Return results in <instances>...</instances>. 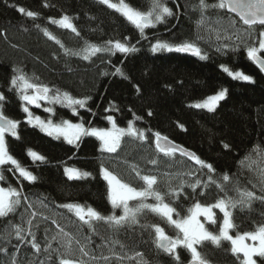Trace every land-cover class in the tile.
I'll return each mask as SVG.
<instances>
[{
	"label": "trees",
	"instance_id": "1",
	"mask_svg": "<svg viewBox=\"0 0 264 264\" xmlns=\"http://www.w3.org/2000/svg\"><path fill=\"white\" fill-rule=\"evenodd\" d=\"M128 2L143 9L148 0ZM166 2L176 15L156 24L154 28L145 29L147 39H142L134 25L115 10L100 3V0H0V92L5 96L3 110L5 115L21 121L18 129L20 138L8 137V147L11 154L38 178L35 182H28L18 173L8 171L11 166H4L5 179L0 184L5 187L9 184L14 187L23 185L28 202L34 205L31 211L40 213L33 218L32 231L36 242L41 245V251L36 253L30 244L20 243L15 237L12 225L21 224L25 229L28 227L26 202L22 203L15 214L0 218V248H7V252H0V264H11L13 256L17 264H59L57 253L43 250L51 237L59 231L56 224L52 223L53 220L66 232L81 239V242H84V237H90L89 249L94 250L96 255H109V245L106 242L119 241L126 248L122 250L119 244L113 245L117 251H123L128 256L135 252L143 253V259L148 264H178L172 256L158 250L153 242L152 232L147 227H141L160 224L168 235H175V230L155 214L143 215L139 224L125 226L118 231L112 230L103 222H96L95 232H92L73 213L60 207L74 202L91 206L105 215L112 212L107 199V184L99 174L102 158L98 150L99 142L94 137H86L79 148H76L27 124L22 101L18 93L10 88L13 68L21 69L35 82L52 89L67 91L76 97H92L88 102L91 112L79 109L80 115L73 116L70 109L55 105L54 119L78 120L83 117L95 126L108 127L104 117L113 115L121 127H126L129 120H134L138 129L146 130L147 141L126 137L118 156L103 155L105 165L126 182H131L136 187L142 186V181L135 178L134 173H130L131 164L137 165L142 174L158 175L161 180L158 187L162 191L167 190L165 181L168 179L163 173L172 174V186L176 187L180 183L177 173L195 171L198 168L193 161L179 154L172 159L158 154L152 133L159 131L211 163L216 170L213 174L215 179L219 180L224 173H228L232 178V183L228 184L229 189L238 181L241 188L255 191L258 196L264 195L257 174L240 164L246 155L260 159L253 151L255 147L259 146L264 150V73L247 58L243 48L237 51H232L231 48L221 52L216 50L223 43H237L235 36L244 35L246 26L226 10H215L208 13L210 23L198 30L196 21L200 14L196 5L199 0ZM19 8L25 9V13L18 11ZM27 11L38 15L30 18L26 15ZM65 14L72 18L79 36L49 20L50 17L59 19ZM217 17H223L219 24L215 23ZM232 19L237 21L234 27L229 24ZM44 29L61 41L64 48L55 40L49 39L44 34ZM217 30L220 32V40L216 38ZM198 31L203 36L200 46L207 52L208 59H200L188 53H153L150 50L155 39L178 43L194 39ZM259 31L257 28L254 33L257 45ZM225 35H231L232 39H223ZM125 37L139 51L127 55L117 53L115 56L97 54L91 60L65 54V48L70 53L81 50L85 41L103 44L108 40L123 41ZM248 43L253 41L249 40ZM261 56H264V52ZM221 65H227L233 71L242 70L253 76L255 82L234 80L222 70ZM116 67L122 69L123 76L112 74ZM105 72L108 75H104ZM221 88H227L228 94L214 112L191 105ZM110 103L118 111L105 112ZM30 108L34 115L42 118L49 116L42 107ZM149 112L152 114L148 115ZM224 144L229 147L225 148ZM29 148L45 156L46 161L34 163L27 155ZM151 159H158V164H150L148 161ZM65 166L77 167L92 173V176L83 180H69L64 174ZM207 176L206 169L198 173V178L202 180H206ZM183 179L191 182L194 178L185 176ZM228 195L235 197L237 194L229 191ZM217 198L218 190L214 186L200 195L199 189L193 193L185 185L179 199L172 201L169 198V202L184 215L195 200L210 204ZM40 201H43L44 206H41ZM149 202H152L151 199ZM215 211L217 225H206L214 232L218 231V224L222 221V213ZM116 214H120L119 210ZM233 216L237 226L233 235L237 231L242 233L254 230L257 225L264 224V203L255 200L251 208L234 210ZM27 239L30 240L31 237L28 236ZM51 243L53 248L58 247L57 241ZM230 247V242H222L219 247L205 242L199 246V250L210 264H239ZM60 251L63 252V249ZM73 252L75 256H79L75 244ZM178 253L179 264H189L190 254L183 249H178ZM110 264L120 262L112 261ZM123 264H137V261L125 260Z\"/></svg>",
	"mask_w": 264,
	"mask_h": 264
},
{
	"label": "snow or ice",
	"instance_id": "2",
	"mask_svg": "<svg viewBox=\"0 0 264 264\" xmlns=\"http://www.w3.org/2000/svg\"><path fill=\"white\" fill-rule=\"evenodd\" d=\"M100 3L108 8L115 10L128 22L139 30L142 39H147L144 35L145 29L154 28L156 24L164 22L168 17H173L176 13L168 6L166 0H148L146 8H138L128 2V0H100ZM47 6V5H45ZM196 8L199 11V19L196 21L197 29L206 27L211 18L208 16L210 11L226 10L227 13L235 14L239 21L245 25L244 35L237 34L235 40L237 43H223L217 47V51L231 48L232 51H237L243 48L246 51L247 58L258 66L259 70L264 73V0H215L210 3L209 0H199ZM18 11L25 13V9L19 8ZM26 15L30 18L37 17L38 13L27 11ZM51 23L56 24L64 29L71 30L77 36L80 35L76 26L72 22V18L68 15H63L59 19L50 17ZM223 17H217L215 23L219 24ZM237 23L236 19L229 21V24L234 27ZM259 28L258 45L254 33ZM226 31V30H225ZM44 34L49 39L55 40L57 44L64 48V45L47 29H44ZM217 40L221 39L220 32L216 31ZM223 39H232L231 35H225ZM203 36L199 31L194 39L183 40L181 42H169L166 40L155 39V42L150 45V50L155 52H180L188 53L199 57L200 59H208L207 52L200 46V41ZM251 40L253 43L249 44ZM139 43V42H137ZM139 51L135 44H131L129 38L125 37L123 41L108 40L103 44H96L85 41V46L76 52L70 53V50L65 48V54L81 56L84 60H91L97 54H108L115 56L117 53L129 54ZM111 61H109L110 63ZM222 70L234 80L254 83V77L244 73L242 70H231L227 65H221ZM108 75L107 72L103 73ZM113 75H121L124 73L120 67L115 68ZM38 80V78H36ZM10 88L15 90L19 99L22 101V111L25 113V121L27 124L38 127L42 132L54 139H62L68 145L79 148L80 143L86 137H94L99 142V152L102 154L99 164V174L107 184V199L111 205L112 212L108 215L101 213L91 206H85L80 203H66L60 207L67 209L73 213L84 225H87L90 231L95 232L94 224L103 222L114 231L130 225L140 223V218L148 213L155 214L162 221L171 226L175 230V235H168L165 228L160 224L141 225L147 227L153 234V242L156 248L169 256H172L179 264L180 255L178 249L186 250L190 254L189 264H210L206 259L199 246L205 242H210L214 246H221L222 242H230L231 253L239 260V264H264V224L257 225L254 230L239 232L232 234L236 229L234 223L233 212L237 208H251L253 201L259 200L264 203V195H257L255 191L247 188H241L239 182L233 185L231 189L228 184L232 183V178L228 173H224L217 180L214 178L215 168L211 163L201 159L195 152L176 144L167 136L162 135L159 131L153 132L154 145L158 154H163L167 158H175L177 154L181 157H186L193 161L198 168L188 170L187 172L177 173L180 178L178 186H172V174L163 173L168 179L165 181L167 190L162 191L158 185L161 180L155 174H142L137 165H129L130 173H134L135 178L142 181V186L136 187L131 182H126L113 170L107 167L103 160V155L113 157L119 155V150L122 147L124 139L131 138L137 141H147L148 136L146 130L138 129L135 126L134 120H129L126 127L118 125L116 118L113 115H107L104 119L110 125L109 127L95 126L91 121H85L83 117L78 120L73 119H54L56 108L54 105H61L71 110L73 116H79V109H87L88 102L92 99L91 96L76 97L70 92L52 89L47 85L37 83L30 78L19 68H13V75L10 79ZM139 90V89H137ZM228 94L227 88H221L212 95L207 96L200 102H196L193 107L197 109H206L209 112H214L219 103L226 99ZM3 101L5 96L0 92V181L5 179L3 174L4 166L8 167V171L19 173V176L28 182H35L38 178L34 173L14 157L9 151L7 138L19 139L20 120L12 119L4 114ZM41 102H47L48 107L44 111L49 114L47 118L34 115L30 106L41 107ZM118 111L114 104H109L105 112ZM152 113L149 112L148 115ZM135 115V114H133ZM136 119H141L136 117ZM183 127V125H181ZM150 131V130H149ZM225 148L229 146L224 144ZM260 159H253L252 156L246 155L241 161V166L247 167L254 171L261 186V191L264 192V150L259 146L253 150ZM27 155L35 163L45 162L46 157L33 149H27ZM152 165L158 164V159L148 161ZM127 164V161H124ZM206 169L208 176L206 180L198 178V173ZM64 174L69 180H83L92 173L81 170L77 167H64ZM194 178L191 182L183 179V177ZM185 185L196 193L200 190V195H204L210 186H214L218 190V198L214 203L203 204L199 200L185 210V214L181 215L180 211L169 202L178 200L180 194L184 191ZM229 191L236 192V196L228 195ZM151 199L152 202H149ZM26 202L25 212L28 214L25 229L21 224H14L15 237L20 243L27 242L35 249L36 253L41 251V245L36 242L35 233L32 231L33 218L38 214L36 211H31L34 205L28 202V196L23 192V185L14 187L9 184L7 187L0 186V218H7L10 214H15L22 203ZM41 206L43 201L39 202ZM119 210V215L116 214ZM222 213V221L218 224V231H210L206 225H217V212ZM203 218V219H202ZM56 224L59 231L51 237V241H57L58 247L53 248L51 241L44 247L45 252H55L58 255L59 264H110L112 261H119L123 264L125 260H136L137 264H148V261L143 259V253L135 252L132 256H128L123 251H117L113 245L119 244L120 249H125L126 245L120 244L119 241H107L109 245V255H96L94 250L89 249L91 243L90 237H84V242L74 236L72 233L66 232L56 220L52 221ZM27 235H24V233ZM31 239L28 240L27 237ZM73 244L77 246L79 256H75L73 252ZM63 249V252L60 249ZM16 251H19V246H16ZM0 252H7V248H0ZM51 259V256L49 257ZM11 264H17L15 256L12 257Z\"/></svg>",
	"mask_w": 264,
	"mask_h": 264
},
{
	"label": "rangeland",
	"instance_id": "3",
	"mask_svg": "<svg viewBox=\"0 0 264 264\" xmlns=\"http://www.w3.org/2000/svg\"><path fill=\"white\" fill-rule=\"evenodd\" d=\"M212 95V94H211ZM209 96V95H208ZM203 99H201V100H196V102H200V101H202ZM196 102H193L191 105H194ZM41 107L42 108H45V107H48L49 105H48V103L47 102H41ZM55 106V105H54ZM110 126V125H109ZM108 126V127H109ZM19 174V173H18ZM0 186H2L1 184H0ZM203 219V218H202Z\"/></svg>",
	"mask_w": 264,
	"mask_h": 264
},
{
	"label": "water",
	"instance_id": "4",
	"mask_svg": "<svg viewBox=\"0 0 264 264\" xmlns=\"http://www.w3.org/2000/svg\"><path fill=\"white\" fill-rule=\"evenodd\" d=\"M231 14V13H230ZM232 15H234L235 16V14H232ZM238 18V17H237ZM239 19V18H238ZM257 66V65H256ZM258 67V66H257ZM172 141V140H171Z\"/></svg>",
	"mask_w": 264,
	"mask_h": 264
}]
</instances>
